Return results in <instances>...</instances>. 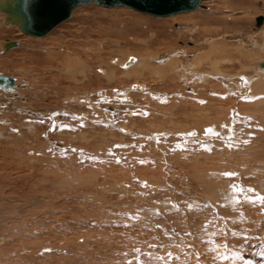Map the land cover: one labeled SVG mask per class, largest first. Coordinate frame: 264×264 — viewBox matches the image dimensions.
I'll return each mask as SVG.
<instances>
[{
	"label": "rangeland",
	"instance_id": "1",
	"mask_svg": "<svg viewBox=\"0 0 264 264\" xmlns=\"http://www.w3.org/2000/svg\"><path fill=\"white\" fill-rule=\"evenodd\" d=\"M201 5L206 9L184 13V20L182 15L154 18L125 8L78 7L72 19L42 38L0 22V75L15 78L12 86L0 85V264H264V203L259 199L264 194L256 189L264 188V91L261 101L249 92L232 102V94L244 96L246 89L218 88L220 75L214 74L220 67L235 82L242 73L260 76L264 24L257 28L255 16L264 15V0H204ZM7 42L16 47L4 51ZM146 46L160 54L180 47L184 55H177L188 65L199 55L209 54L204 61L210 62L201 61L193 69L197 77L187 81L167 75V80L159 79L164 83L153 84L147 75L126 74L121 65L109 85L96 76L98 68L112 66V58L138 56ZM212 46L221 52L209 53ZM46 51L64 58L69 71L50 70ZM217 60L221 62L213 66ZM82 72L97 79L82 86L84 91L74 85ZM138 79L146 91L130 92L131 100L109 91ZM94 86L101 91H92ZM161 93L165 100L154 96ZM85 94L90 100L70 99ZM231 102L243 107L242 114L227 108ZM111 107L117 110L116 117H107L112 122L94 120ZM225 110L231 115L220 112ZM69 111L82 112L84 118L73 121ZM51 115L68 124L51 125ZM232 118L236 122H228ZM114 122L125 125L123 132ZM221 124L236 128L226 149ZM217 129L220 134H212ZM146 131L160 136L146 137ZM202 139L212 140L215 149L202 147ZM164 144L172 151L154 149ZM76 147L93 157L82 156ZM217 172V185L206 183V175ZM212 188L228 192L233 206L226 196H205Z\"/></svg>",
	"mask_w": 264,
	"mask_h": 264
},
{
	"label": "bare ground",
	"instance_id": "2",
	"mask_svg": "<svg viewBox=\"0 0 264 264\" xmlns=\"http://www.w3.org/2000/svg\"><path fill=\"white\" fill-rule=\"evenodd\" d=\"M13 1H15V0H0V22L1 23H4V24H6V25H11V26H7V27H5V28H13L14 27V29H16L17 27H18V25L15 23V21L13 20V18L4 10V8L7 6V5H9L11 2H13ZM203 1L204 0H200L199 2H198V5H197V7L195 8V9H193L192 11H195V10H197V9H199V8H202V9H206L204 6H202L201 4L203 3ZM91 5H96V4H90V5H87V6H91ZM225 5V4H224ZM96 6H98V5H96ZM80 8L81 7H85V6H79ZM101 7V6H100ZM77 8V9H76ZM76 8H74L72 11H71V15H70V17L67 19V20H65V21H68V20H70V19H72L73 17H74V14H75V12L78 10V9H80V8H78V7H76ZM102 8V7H101ZM104 8V7H103ZM106 8V7H105ZM115 8H119V9H130V10H133V11H136V12H140V13H143V12H141V11H137V10H135V9H132V8H128V7H115ZM112 9H114V8H112ZM226 9V8H225ZM129 10V11H130ZM192 11H187V12H182V13H179V14H176V16L177 15H182V14H187V15H192V14H189L190 12H192ZM189 12V13H188ZM229 12V11H228ZM264 12V11H263ZM210 13V12H209ZM143 14H146V13H143ZM146 15H149V14H146ZM244 15V14H243ZM149 16H151V17H154V18H164V17H157V16H152V15H149ZM172 16H174V15H172ZM178 16V17H179ZM199 16H201V15H199ZM248 16V15H247ZM264 17V15L262 14H257L256 16H255V22H256V19L258 18V17ZM166 17H168V16H165V18ZM183 18V20L185 19V15H182V16H180L179 17V19H182ZM174 19V18H173ZM195 19V18H194ZM236 20V19H235ZM64 21V22H65ZM188 21V20H187ZM190 21V20H189ZM188 21V22H189ZM264 21V20H263ZM262 21V23L260 24V26H262L263 24H264V22ZM64 22H62V23H64ZM193 22V21H192ZM209 22V21H208ZM62 23H60V24H62ZM187 23V22H186ZM15 24V25H14ZM60 24H58L57 26H59ZM17 25V26H16ZM57 26H55V27H57ZM260 26H256L257 28H261ZM55 27H53L50 31H49V33L50 32H52L53 31V29L55 28ZM186 29V28H185ZM188 30V29H187ZM190 30H192V29H190ZM252 30H254V32L253 33H255L258 29H252ZM181 32V31H180ZM48 33V34H49ZM253 33H251V34H253ZM257 33H258V31H257ZM107 34H110L109 32L107 33ZM26 35V34H25ZM47 35V34H46ZM45 35V36H46ZM29 36V35H28ZM238 36H239V34H238ZM246 36V35H245ZM44 37V36H43ZM239 37H243V35L242 36H239ZM247 37L248 38H250V39H252V37H251V35L249 34H247ZM37 38H42V37H37ZM88 39V38H87ZM98 41V40H97ZM96 41V42H97ZM9 42H7L6 43V45L4 46V51H6V50H8V49H10V48H13V47H7V44H8ZM263 43V42H262ZM253 44H255V43H253ZM2 45H4L2 42H0V48L2 47ZM222 45V44H221ZM14 47H16V44H15V46ZM219 49H220V47H219ZM236 49V52L237 53H239V50H237V47L235 48ZM218 49L217 48H215L214 46H212V49L210 48V50H208L209 51V53H213L214 55H215V53H216V51H217ZM240 50L242 51V48H240ZM144 51H146V52H142L141 54H139L138 56L137 55H131V54H126L122 59H118V58H112L111 59V61H110V63H111V67H105L104 69H99L98 68V73H95L96 74V76L97 77H99V78H102V77H105V80H106V85H109V83L111 82V81H113L114 80V78H115V76H116V72H117V65H121L122 67H123V69H124V72L126 73V74H131V73H134V75L135 76H139V78H141V77H143V76H145V75H147L150 79H152V82H153V84L155 83H161L162 81H159V79L160 80H167V75L169 76V78H170V76L171 77H174L175 75L178 77V79H183V81L184 80H189V77L191 76L192 78L196 75V77H197V74H198V72L196 73L195 72V70H193V69H195L194 67H197L198 66V64L199 63H201V61H203L202 63L204 64V60L205 59H209L208 58V56L207 55H209V54H207V53H205V54H207V55H199V56H196V57H194V61L192 62L193 64H191V65H193L192 67H191V65H188V62H185V59L184 58H181V56H178L177 54H180V55H184L183 54V52L185 51V50H183L182 48H180V47H174V48H172V49H170L169 50V52H167V53H162V54H160V53H157L156 51H153V50H150V46H146V48H145V50ZM219 51V50H218ZM228 52H229V54H233V53H230V51L229 50H227ZM156 52V53H155ZM205 52H207V51H205ZM219 52H221V51H219ZM244 52V53H243ZM223 53V52H222ZM248 53H249V51H248ZM74 54L75 55H78L79 54V51H78V48L76 49V51L74 52ZM185 54H186V52H185ZM200 54V53H199ZM204 54V53H203ZM217 54V53H216ZM218 54H220V53H218ZM224 54V53H223ZM240 54H245L244 55V57L245 56H247L246 54H247V52H245V51H242V53L240 52ZM239 54V55H240ZM250 54V53H249ZM187 55V54H186ZM185 55V56H186ZM196 55V54H195ZM213 55V56H214ZM242 55V56H243ZM252 55V54H251ZM253 55H254V52H253ZM252 55V56H253ZM251 56V57H252ZM259 56V55H258ZM210 57V56H209ZM216 57H218V56H216ZM230 57V56H229ZM240 57H241V55H240ZM186 58V57H185ZM219 58V57H218ZM236 58V57H235ZM245 58H247V57H245ZM249 58V57H248ZM44 59H45V62H46V64L48 65V68L51 70V69H54V70H57V71H59V70H61V71H63V72H68L69 71V66L68 65H66V62L64 61L63 62V60H64V58H62V57H60L58 54H55V53H52L51 51H46L45 52V56H44ZM193 59V58H192ZM214 59V58H213ZM230 59V58H229ZM250 59V58H249ZM166 60V61H165ZM211 60V59H210ZM216 60V59H215ZM233 59L231 58V61H232ZM235 60V59H234ZM233 60V61H234ZM261 60V59H260ZM209 61V60H208ZM208 61L206 60V62L208 63ZM222 62L223 61H227L226 59H224V60H221ZM221 61H214V63H213V66H217V63H219V62H221ZM230 61V62H231ZM102 63H104L105 65H106V62L105 61H101ZM205 62V63H206ZM210 62V61H209ZM228 62V61H227ZM191 63V62H190ZM89 65H91V63H88ZM209 64V63H208ZM212 64V63H211ZM222 64V63H221ZM200 65V64H199ZM225 67V66H224ZM257 67L259 68V70H260V74L258 73V75H260V76H257V77H255V75L253 76V75H251L250 73L249 74H247V73H242V74H238V77H239V80L237 81V82H235L232 78L231 79H228V77H225L224 76V73H221V72H219L220 71V67L219 68H217L215 71H214V74L215 75H220L219 76V82H216L215 84L217 85V83H219L220 84V87H218V88H221V85H223L224 86V89H225V87L226 88H229V91L230 90H232V88H236L235 86L237 85V86H239V87H244V89H246V93H244L243 92V95L244 96H242V95H240V92H237V91H235V92H237L238 94H232L231 95V97L233 98L231 101L232 102H234V101H236V100H239V99H241V97H245V95L247 96V95H249V92H251V97H253L252 99H258V100H260L261 101V99H259V98H262L261 97V93H263V91H264V60H262V61H260L259 63H258V65H257ZM197 68H199V66L197 67ZM216 68V67H215ZM214 69V68H213ZM218 69H219V71H218ZM256 70V69H255ZM258 70V69H257ZM217 71V72H216ZM92 72H95L94 70H92ZM212 72V71H211ZM216 72V73H215ZM104 73V74H103ZM257 73V72H256ZM213 74V73H212ZM200 75V74H199ZM198 75V76H199ZM214 75V76H215ZM75 76V75H74ZM175 76V77H176ZM202 76H204V73H203V75ZM2 77H4V76H1L0 75V85H2V86H12L13 85V80L15 79H13V77H11V78H7V77H5L4 79H2ZM10 77V76H9ZM205 77H211V75L209 76V75H205ZM229 77H232L231 75H229ZM234 77V76H233ZM157 79V80H154V79ZM214 78V77H213ZM6 79H8V80H10V82H8V81H6ZM173 79V78H172ZM175 79V78H174ZM205 79V78H204ZM192 80V79H191ZM95 82H97V79H95V78H90L89 77V75L87 74V73H85V72H82V74H81V78H78L77 76H75V83H74V85L76 86H80V87H77L78 89H80V90H82V91H84V90H86V88H82V86H85V85H87V86H91V84H93V83H95ZM182 82V81H181ZM194 82V81H193ZM196 82V81H195ZM16 83H17V81H16ZM145 83V82H144ZM144 83H141L140 82V80L138 79V80H135L134 82H132V83H130V84H128L127 85V87H125L124 89H122V90H119V88L118 89H114V87L113 88H109V91L110 92H112L113 90L115 91V92H117V93H119L120 94V97L122 98V99H125V98H127L128 97V99L130 98V100H131V97L129 96V93L131 92H134V91H146V89H145V84ZM151 83V82H150ZM162 83H164V81L162 82ZM175 84V83H174ZM173 84V85H174ZM176 84H177V82H176ZM175 84V85H176ZM185 84H187V83H184L183 85H185ZM193 84V83H192ZM218 84V85H219ZM171 85V84H170ZM178 85V84H177ZM215 85V86H216ZM217 85V86H218ZM147 86V85H146ZM151 86H153L152 85V83H151ZM214 86V85H213ZM223 86H222V89H223ZM109 87V86H108ZM186 87H188V85L186 86ZM248 88V89H247ZM223 89V90H224ZM91 90L92 91H94L95 93H97V92H100L101 91V88H99L98 86H94V87H91ZM218 90V89H217ZM220 90V89H219ZM243 90V89H242ZM215 91V90H214ZM225 91V90H224ZM223 91V92H224ZM244 91V90H243ZM221 92V91H220ZM135 93V92H134ZM136 93H138V92H136ZM148 93V92H147ZM150 93V92H149ZM133 94V93H132ZM187 94V93H186ZM221 94H222V92H221ZM224 94V93H223ZM137 95V94H136ZM145 95H147V94H145ZM191 95H193V94H191ZM198 95H200V94H198ZM197 95V96H198ZM202 95H204V94H202ZM264 95V94H263ZM262 95V96H263ZM86 96H87V94H85V95H79V96H74V97H72V98H70L73 102H82V101H86V100H90V99H87L86 98ZM154 96H157V98H160V99H166V97H165V94H163V93H161L160 94V97L157 95V94H155ZM153 96V97H154ZM186 96V95H185ZM205 96V95H204ZM152 97V96H151ZM152 97V98H153ZM188 97V96H187ZM186 97V98H187ZM202 96H200L198 99H202L201 98ZM264 97V96H263ZM121 98H120V100H121ZM156 98V97H155ZM154 98V99H155ZM204 98V97H203ZM211 98V97H210ZM249 98V97H248ZM82 99H85V100H82ZM207 99V98H206ZM250 99V98H249ZM149 100V99H148ZM192 100V99H191ZM195 100V99H194ZM204 100L205 99H203V102L202 103H204ZM211 101L213 100V99H210ZM122 101L123 100H121V103H122ZM126 101V100H125ZM187 101H188V99H187ZM190 101V100H189ZM197 101V100H196ZM202 101V100H201ZM206 101H208V100H206ZM192 102V101H191ZM231 102V103H232ZM208 103V102H207ZM257 103V102H256ZM262 103V102H261ZM191 104V103H190ZM229 106L227 107L228 109H230L231 111H233V112H236V113H238V114H242V113H239V112H241L242 110L244 111V109H243V107L242 108H240L238 105H236V104H233V105H230L229 103H227ZM209 105H212V104H209ZM209 105H208V107H209ZM214 105V104H213ZM240 105V104H239ZM251 105V107H252V104H250ZM250 105H248L249 107H250ZM106 106V105H105ZM189 106V105H188ZM187 106V107H188ZM215 106V105H214ZM191 107V106H190ZM193 107V106H192ZM222 107V106H221ZM254 107V106H253ZM198 108V107H197ZM203 108H205V106L203 107ZM215 108V107H214ZM218 108V107H217ZM216 108V109H217ZM226 108V109H227ZM245 108V107H244ZM256 108V107H255ZM27 111H29L30 113H32V112H34L32 109H29L28 110V108L26 107L25 108ZM143 109V108H142ZM165 109V108H164ZM220 109V108H219ZM223 109H225V108H223ZM242 109V110H241ZM246 109V108H245ZM122 110H125V109H122ZM222 110V109H221ZM241 110V111H240ZM251 110H253V109H251ZM256 110V109H255ZM198 111V110H197ZM226 111H228V110H225V111H220V112H226ZM242 111V112H243ZM115 112H117V110L115 109V108H110V109H108L107 111L106 110H104L103 111V114H101L99 117H96L94 120L95 121H101V123L102 124H105V125H108L107 123H109V122H112V121H110V120H108V115H113V114H115ZM152 112V111H151ZM207 112V111H206ZM254 112V111H253ZM74 113H76V114H73L71 111H69L68 112V117H70L71 116V119L73 120V121H75V120H82L83 118H84V114H82V112H74ZM227 113H229V115H231V113H230V111H228ZM226 113V114H227ZM144 114V113H143ZM143 114H142V116H143ZM150 114V113H149ZM187 114V113H186ZM201 114V113H200ZM204 114V113H203ZM206 114V113H205ZM207 114H208V112H207ZM238 114H235L236 115V117H237V115ZM116 115L117 114H115V115H113L112 117H116ZM141 115V114H140ZM145 115V114H144ZM147 115V114H146ZM235 115H233V116H235ZM250 115V114H249ZM148 116V115H147ZM157 116V115H156ZM208 115H206L205 117H207ZM51 117H52V119H50V121H51V125H56V127H60V126H64L65 125V123H66V125L68 124L67 122H65V123H58L55 119H57L58 117H56L55 118V116L53 117V115H51ZM151 117V116H150ZM153 117H154V113H153ZM197 117V116H196ZM204 117V118H205ZM221 117H224V116H221ZM241 117H243V116H241ZM152 118V117H151ZM203 118V119H204ZM217 118V117H216ZM220 118V117H219ZM231 118V117H230ZM234 118V117H233ZM233 118H232V120H228V122L229 121H232L233 123L234 122H236V121H233ZM64 118H61V120H63ZM104 119V120H103ZM172 119V118H171ZM185 119V118H184ZM187 119V118H186ZM200 119H202V118H200ZM202 119V120H203ZM222 119V118H221ZM229 119V118H228ZM245 119V118H244ZM243 119V120H244ZM89 120H90V118H89ZM192 120V119H191ZM205 121H207V120H205ZM208 121H209V118H208ZM217 121V120H216ZM124 124H125V122L124 121H122ZM189 122H191V121H189ZM204 122V121H203ZM218 123L220 122V123H223V121H221V120H218L217 121ZM225 122H227V120L225 121ZM214 123V122H213ZM86 123H82L81 122V125H85ZM116 129H118V131L119 130H121V129H123V127L125 126V125H123V124H120V123H118V122H114V123H111ZM162 124V123H161ZM174 124V123H173ZM204 124V123H203ZM87 125V124H86ZM210 125H211V123H210ZM216 125V124H215ZM219 124H217L216 126L218 127V128H220L219 126H218ZM222 126H224L223 128H226V131H225V135H226V140H227V142H222V143H226V145H225V148L224 149H226V146H227V144H233V142H234V135L236 134V128L235 127H233L232 125H229V124H221ZM207 127V126H206ZM52 128V127H51ZM162 128V127H161ZM176 128V127H175ZM222 128V131L224 130ZM125 129V128H124ZM185 129H186V127H185ZM192 129V128H191ZM202 129V128H201ZM216 129V128H215ZM221 129V128H220ZM220 129H217V130H214V132L212 133V134H215V133H219V131H220ZM126 130V129H125ZM184 130V129H183ZM219 130V131H218ZM122 132H123V130H121ZM144 131V130H143ZM187 132L189 131H191L190 129H188L187 128V130H186ZM209 131V130H208ZM210 131L212 132V130H211V128H210ZM114 132V131H113ZM121 132V133H122ZM221 132V131H220ZM146 133H148L147 131H146ZM141 134H143V133H141ZM163 134H166V133H163ZM181 134H183V137L185 138V133L184 132H181ZM220 134V133H219ZM223 134V133H222ZM122 135V134H121ZM146 135V137H150V138H155V139H157V135L158 136H160L158 133H155V132H150L149 131V133L148 134H145ZM118 136V135H117ZM131 136V135H130ZM164 136V135H163ZM181 136V135H180ZM191 136V135H190ZM216 136V138H214V139H219V140H223V138L222 137H224V136H220L219 137V135H215ZM113 137V136H112ZM121 137V136H120ZM141 137H144V135L143 136H141ZM233 137V138H232ZM160 138V137H159ZM121 139H122V137H121ZM145 139V138H144ZM237 139V138H236ZM216 141H218V140H216ZM147 142V141H146ZM157 143V142H156ZM200 143H201V145H202V147L204 146L205 148H209V149H212L213 148V142H212V140H200ZM199 143V144H200ZM122 144V143H121ZM136 144V143H135ZM158 144V143H157ZM212 144V145H211ZM139 147L141 148L142 146H144V143L143 142H140L139 143ZM147 145H149V144H147ZM164 147H161V146H159L160 148H157V146L155 145L154 146V149L156 148V149H158V150H160V152L162 153V154H164V153H167L166 152V150H167V148L169 147V146H166L165 144L163 145ZM170 146H172V144L170 145ZM175 146H180V145H175ZM167 147V148H166ZM178 147H176L177 149H178ZM182 147H184V146H182ZM217 147H219V149H220V146H217ZM77 148V151H78V153L80 154H82V156H84L85 157V155L86 154H91L92 155V157H93V152L92 153H88V150L87 149H85V148H83V147H76ZM180 149V148H179ZM178 149V150H179ZM182 149V148H181ZM207 149H206V151H207ZM208 149V150H209ZM213 149H215V148H213ZM149 150V149H148ZM169 150H170V147H169ZM222 150V149H221ZM228 150V149H227ZM230 150V149H229ZM170 151H172V150H170ZM220 151V150H219ZM202 153V152H201ZM225 153H227V152H225ZM225 153H224V156H225ZM263 153V152H262ZM262 153H261V156H262ZM213 153H211V155H212ZM260 154V153H259ZM214 155H216V154H214ZM223 155V154H222ZM196 157V156H195ZM201 157V156H200ZM222 157V156H221ZM206 158V157H205ZM214 158V157H213ZM178 159V158H177ZM222 159V158H221ZM214 160V159H213ZM210 161H212V159L210 160ZM224 161V160H223ZM223 161H221V163L223 162ZM216 162V161H215ZM219 162V161H218ZM191 163V162H190ZM211 163V162H210ZM212 164V163H211ZM215 164H217V165H219L217 162L215 163ZM240 164V163H239ZM209 165V164H208ZM207 165V166H208ZM214 165V164H213ZM216 165V166H217ZM192 166H193V164H192ZM242 166V165H241ZM246 166V165H245ZM199 168V167H198ZM209 168V167H208ZM220 168H222L221 167V165H220ZM224 168V167H223ZM204 169V168H203ZM217 169V168H216ZM242 169V168H241ZM244 169V168H243ZM214 170V169H213ZM246 170V169H245ZM248 170V169H247ZM208 171H209V169H208ZM245 172H247V171H245ZM252 172V171H251ZM254 172V171H253ZM207 173V172H206ZM241 173V172H240ZM213 174V173H212ZM218 172L217 173H215L214 174V177H211L210 175V173H208L207 175H206V178H205V181H206V183H210L209 181H211L212 183L215 181V184L217 185V182H218V180H219V177H218ZM112 175V174H111ZM222 178V177H221ZM224 179V178H223ZM203 180V179H202ZM83 184V183H82ZM166 185V184H165ZM210 184H206V186H209ZM213 184H211L210 185V187H213L212 186ZM220 185V184H219ZM262 186V185H261ZM221 187V186H220ZM2 189V188H1ZM256 189H259L260 191H257V193H259V194H264V188L263 187H256ZM125 190V189H124ZM124 190L122 191V192H124ZM227 191H229V190H227ZM84 192V191H83ZM93 192V191H92ZM194 192V191H193ZM126 193V192H125ZM227 193L228 192H225V191H222L221 189H219V188H215V189H213L212 188V191L210 190V192H208L205 196H207V197H209V198H212L213 200H215L214 198V194H215V196L217 197V198H223V196H226V197H228L227 196ZM86 195H89V193L88 194H86ZM119 198V197H118ZM123 198V197H122ZM216 198V199H217ZM123 200V199H122ZM122 200L120 201V202H122ZM137 200V199H136ZM143 201V200H142ZM206 201H207V199H206ZM227 201L230 203V205H231V203L234 201V199H232V198H230V195H229V197L227 198ZM129 202V201H128ZM128 202H126V203H128ZM123 203H125V200H124V202ZM143 203V202H142ZM213 203V202H212ZM215 203V202H214ZM132 204V203H131ZM233 204V203H232ZM101 205V204H100ZM126 205V204H125ZM129 204H127V206H128ZM142 205V204H141ZM123 207H124V205H122ZM122 206H120V208L122 207ZM131 206H133V205H131ZM231 206H233V205H231ZM100 207H102V206H100ZM122 207V208H123ZM140 207V206H139ZM215 207V206H214ZM234 207H235V205H234ZM119 208V209H120ZM130 208V207H129ZM127 209H128V207H127ZM161 209V208H160ZM110 210V209H109ZM123 210V209H122ZM139 210H141L140 208H139ZM104 211V210H103ZM117 211V210H116ZM121 211V210H120ZM111 212V211H110ZM246 212V211H245ZM90 214V213H89ZM150 214V213H149ZM91 215V214H90ZM133 215V214H132ZM135 215V214H134ZM116 220V219H115ZM152 220V219H151ZM141 222V221H140ZM150 223H151V221H149ZM153 222V221H152ZM215 222V221H214ZM137 226H138V224H137ZM138 227H140V226H138ZM203 228V227H202ZM24 229V228H23ZM141 229V228H140ZM145 230V229H144ZM247 230V229H246ZM249 232V231H248ZM168 241V240H167ZM215 242V241H214ZM210 244V243H209ZM206 250V249H205ZM8 259V258H7ZM112 260V259H111ZM105 261V260H104Z\"/></svg>",
	"mask_w": 264,
	"mask_h": 264
},
{
	"label": "water",
	"instance_id": "3",
	"mask_svg": "<svg viewBox=\"0 0 264 264\" xmlns=\"http://www.w3.org/2000/svg\"><path fill=\"white\" fill-rule=\"evenodd\" d=\"M200 0H15L4 10L13 18L19 30L29 36L43 37L58 24L67 20L79 6L96 4L101 7H128L143 13L165 17L192 11ZM264 17L256 19L260 26ZM9 42L7 47H14ZM5 77H2L4 79ZM5 80V79H4ZM10 82V80L6 79Z\"/></svg>",
	"mask_w": 264,
	"mask_h": 264
},
{
	"label": "snow or ice",
	"instance_id": "4",
	"mask_svg": "<svg viewBox=\"0 0 264 264\" xmlns=\"http://www.w3.org/2000/svg\"><path fill=\"white\" fill-rule=\"evenodd\" d=\"M225 175H227V176H233L235 174L234 173H227ZM259 199H260L261 203H264V196L259 197Z\"/></svg>",
	"mask_w": 264,
	"mask_h": 264
}]
</instances>
